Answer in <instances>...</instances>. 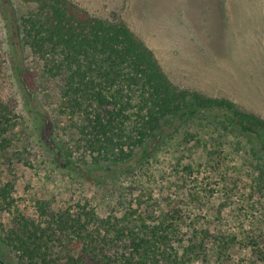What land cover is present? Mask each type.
<instances>
[{
    "label": "rangeland",
    "instance_id": "1",
    "mask_svg": "<svg viewBox=\"0 0 264 264\" xmlns=\"http://www.w3.org/2000/svg\"><path fill=\"white\" fill-rule=\"evenodd\" d=\"M71 1L94 16L124 21L177 87L230 99L264 119V0ZM9 6L19 24L36 4L0 0V189L12 186L9 195L0 198V261L73 264L83 258L89 264L101 256L111 258L110 246L97 255L87 246L83 249L84 239L75 231L57 232L51 216L41 212L39 205H45L51 214L80 218L77 224L86 222L83 227L93 230L91 235L103 233L105 221L109 225L113 217L125 224V212L153 216L157 219L145 223L154 224L161 213L182 208L186 216L173 227L177 240L191 237L192 229L214 231L219 211L223 227L249 229L257 238V246L245 241L231 245L223 264H264L254 253L256 247L264 249V199L249 194L246 166L235 155L224 163L229 168L226 186L233 181L237 188L227 195L223 183L209 176L201 149L191 145L176 152L171 146L162 148L129 169L124 162L120 169H106L105 158L127 148L108 146L99 155L86 146L78 130L80 116L60 112L63 86L58 77L42 73L41 60L21 32V41L15 35ZM15 52L23 57L21 78L14 74ZM191 163L193 170L185 177L184 168ZM31 221L39 228L30 243L33 258L23 256L8 240L18 236L28 244L25 231H12Z\"/></svg>",
    "mask_w": 264,
    "mask_h": 264
},
{
    "label": "trees",
    "instance_id": "2",
    "mask_svg": "<svg viewBox=\"0 0 264 264\" xmlns=\"http://www.w3.org/2000/svg\"><path fill=\"white\" fill-rule=\"evenodd\" d=\"M25 1L34 2L36 8L22 16L18 24L9 6L10 26L15 27L20 41L21 32L25 44L41 60L42 73L59 78L63 86L60 112L80 116L78 130L86 146L97 154L108 146L128 150L105 158L106 169H120L123 162L128 163L125 169H129L162 148L171 146L176 152L177 147L185 150L191 145L192 149H201L209 176L218 178L215 183H223L226 195L235 193L237 188L233 181L226 186L229 168L223 165L235 155L247 168L249 194L264 199L262 117L239 109L230 99L205 96L174 85L154 52L120 19L94 16L71 0ZM20 58L23 57L18 52L12 56L14 74L19 77L24 72ZM65 161L66 165L72 162L67 158ZM188 170H193L192 163L185 166V177ZM7 186L0 189L1 199L12 189L9 183ZM187 206L189 203L184 205ZM39 207L57 224V232L75 231L84 239V250L89 247L102 255L103 247L112 248L111 258L101 256L89 264H223L231 245L245 241L255 246L257 239L249 229L223 227L225 221L219 211L214 216L218 223L214 231L206 227L192 229L191 237L177 240L174 221L186 216L178 207L158 215L159 221L154 224L145 223L147 219H157L153 216L125 212V224L113 217L109 225L105 221L103 233L96 230L93 235V230L83 227L86 222L77 224L80 218L73 220L68 213L57 216L48 212L45 205ZM166 221H170L169 226ZM38 229L33 221L19 223L18 231L13 230L12 234L25 231L28 244L18 236L8 240L23 256L33 258L36 252L30 243L36 240L34 232ZM254 253L264 263V249L256 247ZM73 264L87 262L78 258Z\"/></svg>",
    "mask_w": 264,
    "mask_h": 264
},
{
    "label": "water",
    "instance_id": "3",
    "mask_svg": "<svg viewBox=\"0 0 264 264\" xmlns=\"http://www.w3.org/2000/svg\"><path fill=\"white\" fill-rule=\"evenodd\" d=\"M0 263H1V264H5V263H3V262H1V261H0Z\"/></svg>",
    "mask_w": 264,
    "mask_h": 264
}]
</instances>
